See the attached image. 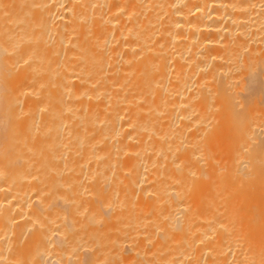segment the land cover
Wrapping results in <instances>:
<instances>
[{"label":"bare ground","instance_id":"obj_1","mask_svg":"<svg viewBox=\"0 0 264 264\" xmlns=\"http://www.w3.org/2000/svg\"><path fill=\"white\" fill-rule=\"evenodd\" d=\"M0 264H264V0H0Z\"/></svg>","mask_w":264,"mask_h":264}]
</instances>
